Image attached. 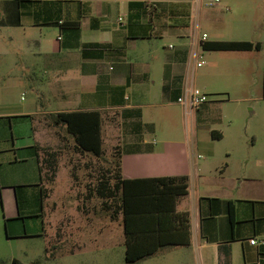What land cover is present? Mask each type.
Returning <instances> with one entry per match:
<instances>
[{
  "label": "crops",
  "instance_id": "crops-1",
  "mask_svg": "<svg viewBox=\"0 0 264 264\" xmlns=\"http://www.w3.org/2000/svg\"><path fill=\"white\" fill-rule=\"evenodd\" d=\"M8 1L12 0L2 4L0 31L3 26L22 34L0 36V243L4 234L27 238L49 233L46 161L59 137L45 115L101 111L104 121V114L114 111L118 125L112 131L123 151V178L187 176L190 186L192 176L197 182L177 202L178 211L191 214V245L167 248L159 254L181 250L179 258L192 264H264V166L254 176L240 180L238 189L224 177L215 176L212 183L208 175L213 171L206 173L205 165L200 164L202 155L194 148L177 149L171 143L166 149H156L145 139L155 124L144 122V108L156 105L153 89L158 81L164 105L178 104L184 89L196 86L194 74L204 66L193 68L195 48L202 57L204 52L214 54L218 58L214 67L232 74L248 70L246 61L264 54V27L255 28L262 23L258 11L264 0H225L218 9L224 13L223 23L244 27L231 31L230 38H210L203 21L214 15L210 17L196 0H23L19 26L5 24ZM69 23H79V28ZM50 32L55 33L59 46L46 39ZM203 34L208 35L206 41L199 40ZM158 40L177 42L163 52L151 49ZM9 41L21 49L7 50ZM212 41H251L260 43L262 49L204 50V44ZM86 44L102 48H89L84 54ZM32 55L42 63H25L24 57ZM258 64L264 69V59ZM40 65L46 69L47 94L36 90L30 105L5 97L2 91L12 82L14 68L20 66L24 72ZM262 87L264 100V79ZM218 121L208 104L193 117L194 124ZM229 202L234 204V222ZM250 239L257 244L252 245Z\"/></svg>",
  "mask_w": 264,
  "mask_h": 264
},
{
  "label": "rangeland",
  "instance_id": "rangeland-1",
  "mask_svg": "<svg viewBox=\"0 0 264 264\" xmlns=\"http://www.w3.org/2000/svg\"><path fill=\"white\" fill-rule=\"evenodd\" d=\"M4 1L6 0H0V21L3 18L1 8ZM224 3L225 0H221L215 7H205L210 17L214 15L211 20L203 21V29L209 32L210 38H230L231 31L244 28L243 25L223 23L224 13L218 9ZM258 15L264 18V6L260 8ZM262 18L261 25L255 28L264 27ZM1 28L0 36L22 34L19 29ZM245 28L250 31L247 24ZM46 39L59 46L54 32L46 33ZM173 42L177 41L158 40L151 49L164 52V48ZM7 46V50L13 52L21 49L15 41H9ZM4 47L5 44H2L1 48ZM26 49L25 46L24 50ZM263 59L264 54H261L256 60H248V70L242 69L232 74L222 69L217 70L214 64H217L218 58L204 52L203 60L206 65L194 75L196 87L207 95L210 102L208 107L219 120L214 124H194L191 118H186L184 109L179 104H162L158 81L153 89V102L156 105L144 108V122L155 124L154 130L145 133V139L158 150L170 147L169 143L177 149L185 147L192 151L194 148L197 154L203 156L200 164L205 165L206 173L213 171L208 175L209 181L213 183L215 176L224 177L238 189L240 180L254 176L264 166V100L261 99L264 69L261 64L256 65L262 63ZM37 61L42 63L33 55L24 57L25 63ZM47 88L44 66L24 72H21L19 66L13 69L12 82L2 92L16 104L19 102L30 105L37 97L36 90L47 94ZM38 106L41 108L40 103ZM117 125L115 112H106L103 121V159L78 152L73 139L64 131L58 130V145L51 152L57 154L54 170L46 165L48 196L45 197V205L49 233L47 236L27 238L11 235L8 238L4 234L5 240L0 243V264H12L15 260L21 264H129L125 256L122 215L113 217L116 206L112 201L102 199L92 192V196H87L97 186L102 173L117 158V135L112 131V127ZM212 131L219 132L223 137L213 139ZM62 135L66 141L62 139ZM205 184H208L207 180ZM196 185L197 182L191 176L190 189ZM105 201L112 204V210L105 209ZM11 232L13 235V231ZM180 251L163 252L137 264H192L185 257L179 258Z\"/></svg>",
  "mask_w": 264,
  "mask_h": 264
},
{
  "label": "trees",
  "instance_id": "trees-1",
  "mask_svg": "<svg viewBox=\"0 0 264 264\" xmlns=\"http://www.w3.org/2000/svg\"><path fill=\"white\" fill-rule=\"evenodd\" d=\"M21 1L23 0L6 2V25L21 24ZM68 25L79 28V23ZM61 27L64 29V23ZM89 48H102V46L86 44L83 47V53L86 54ZM203 48L206 51H260L262 46L260 43L251 41H212L205 43ZM45 118L49 126L55 128L57 133L58 130L64 131L73 139L74 147L78 152L103 159V113L101 111L57 112L46 114ZM212 136L214 139L222 138V134L216 131H212ZM64 137L62 135L63 140H65ZM116 156L112 166L102 173L97 186L87 196H92L93 193L102 199L112 201L116 206L113 217L122 215L126 261L129 264H137L155 257L164 249L190 246L192 243L191 214L177 210L178 199L189 194V178L161 176L125 179L122 176L123 151L119 146ZM56 157V153L48 155L46 164L50 170H54ZM104 206L106 210H112V204L106 201ZM228 212L230 220L234 222L233 202H229Z\"/></svg>",
  "mask_w": 264,
  "mask_h": 264
},
{
  "label": "built area",
  "instance_id": "built-area-1",
  "mask_svg": "<svg viewBox=\"0 0 264 264\" xmlns=\"http://www.w3.org/2000/svg\"><path fill=\"white\" fill-rule=\"evenodd\" d=\"M195 3L200 8L215 7L216 5L221 3V0H196ZM207 39H208V35L203 34L201 39L199 40L206 41ZM193 60H194V64H193L194 69L201 68L205 65V61L203 60V57L196 51V48H195ZM177 103L183 107L186 118L188 119L191 118V120H193V117L197 113V111H199L204 105L208 104L209 100L205 93H203L196 86L192 85L184 89L183 94L178 98ZM199 157L202 158V156ZM0 192H1V188H0ZM250 243L252 245H256L257 240L250 239Z\"/></svg>",
  "mask_w": 264,
  "mask_h": 264
},
{
  "label": "water",
  "instance_id": "water-1",
  "mask_svg": "<svg viewBox=\"0 0 264 264\" xmlns=\"http://www.w3.org/2000/svg\"><path fill=\"white\" fill-rule=\"evenodd\" d=\"M12 264H21V263L15 260Z\"/></svg>",
  "mask_w": 264,
  "mask_h": 264
}]
</instances>
